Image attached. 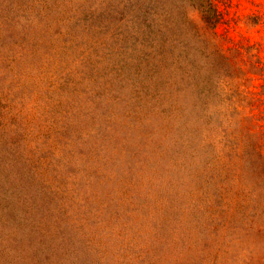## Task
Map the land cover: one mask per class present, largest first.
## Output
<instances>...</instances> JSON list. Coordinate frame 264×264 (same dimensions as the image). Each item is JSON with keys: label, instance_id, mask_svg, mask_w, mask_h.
Segmentation results:
<instances>
[{"label": "rangeland", "instance_id": "374dc122", "mask_svg": "<svg viewBox=\"0 0 264 264\" xmlns=\"http://www.w3.org/2000/svg\"><path fill=\"white\" fill-rule=\"evenodd\" d=\"M37 1L0 0V18L35 11ZM67 1L50 0L25 18L35 22L28 35L37 49L15 65L0 94V264H194V247L183 239L197 184L173 165L177 129L165 137L161 114L137 95L138 55L126 49L135 47L134 35L100 38L86 24L91 13L66 19ZM226 1L218 30L264 40V23L245 21L259 6ZM83 60L95 68L88 85L97 90H84L81 102L91 110L72 120L77 109L49 105L41 93L59 66ZM62 89L52 102L78 97Z\"/></svg>", "mask_w": 264, "mask_h": 264}, {"label": "trees", "instance_id": "16d2710c", "mask_svg": "<svg viewBox=\"0 0 264 264\" xmlns=\"http://www.w3.org/2000/svg\"><path fill=\"white\" fill-rule=\"evenodd\" d=\"M83 1L84 6L67 1L66 19L91 13L89 29L95 24L100 38L115 43L120 35H134L135 47L126 49L138 55L137 95L148 109L159 111L165 137L177 129L173 165L185 168L197 184L191 228L183 239L194 247V264H264V40L235 39L218 30L226 19V0ZM250 1L259 7L246 15V23H264V3ZM37 2L35 11L21 7L0 18V94L15 65L37 49V40L28 35L35 22L25 18L38 16L50 0ZM66 39V45L72 42ZM65 66L41 95L49 105L77 109L70 116L75 120L77 113L91 110L81 101L84 90H97L88 85L95 68L84 60ZM58 87L61 93L69 87L78 97L68 94L61 104L52 102Z\"/></svg>", "mask_w": 264, "mask_h": 264}]
</instances>
